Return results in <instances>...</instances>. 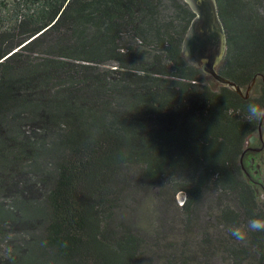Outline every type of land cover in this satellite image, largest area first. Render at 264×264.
I'll list each match as a JSON object with an SVG mask.
<instances>
[{
  "label": "trees",
  "instance_id": "1",
  "mask_svg": "<svg viewBox=\"0 0 264 264\" xmlns=\"http://www.w3.org/2000/svg\"><path fill=\"white\" fill-rule=\"evenodd\" d=\"M216 2L219 74L258 97L185 59L184 0H0V264H264V0Z\"/></svg>",
  "mask_w": 264,
  "mask_h": 264
},
{
  "label": "water",
  "instance_id": "2",
  "mask_svg": "<svg viewBox=\"0 0 264 264\" xmlns=\"http://www.w3.org/2000/svg\"><path fill=\"white\" fill-rule=\"evenodd\" d=\"M187 2L196 13V18L191 25L183 46L185 59L197 65L204 72H207L206 67L209 65L211 73L222 85L228 86L242 94V89L236 83L222 77L215 71V66L222 61L226 52V37L216 0H187ZM255 83L256 79L253 80L250 88ZM263 122L261 121V123ZM251 141H254L253 137Z\"/></svg>",
  "mask_w": 264,
  "mask_h": 264
},
{
  "label": "rangeland",
  "instance_id": "3",
  "mask_svg": "<svg viewBox=\"0 0 264 264\" xmlns=\"http://www.w3.org/2000/svg\"><path fill=\"white\" fill-rule=\"evenodd\" d=\"M223 61V59H222ZM222 61H220L215 68L219 71L222 65ZM204 74V79L206 80V82L214 89H218L220 86H222L221 82L214 76L208 74L207 72L202 71ZM256 85H254L252 88H250V86L246 89H242V95L247 96V98L250 97H258V95L260 94V90H257V88L255 87ZM260 136H262L263 140H264V126L257 130L252 136L254 138V142H256V145L258 144L259 140H260ZM251 138L248 140L247 145H246V149L248 147H250V143H251ZM252 154V150H248L246 151V155L244 156V158H242V164H243V169H244V173L246 178L251 181V182H255L254 185L256 186L260 198H261V204H264V160H259L256 161L254 164L251 162V157L250 155ZM260 165V166H258ZM259 170V174L256 175L255 174V170ZM262 173V174H261ZM249 174V175H248ZM253 175L252 177L250 176ZM177 200L179 202H185L186 201V194L185 193H179L177 196Z\"/></svg>",
  "mask_w": 264,
  "mask_h": 264
},
{
  "label": "clouds",
  "instance_id": "4",
  "mask_svg": "<svg viewBox=\"0 0 264 264\" xmlns=\"http://www.w3.org/2000/svg\"><path fill=\"white\" fill-rule=\"evenodd\" d=\"M247 118L249 120L264 121V105L258 103H249L247 105ZM248 231L264 232V218L254 217L248 221ZM231 235L239 241L247 239L248 231L243 226H233Z\"/></svg>",
  "mask_w": 264,
  "mask_h": 264
},
{
  "label": "flooded vegetation",
  "instance_id": "5",
  "mask_svg": "<svg viewBox=\"0 0 264 264\" xmlns=\"http://www.w3.org/2000/svg\"><path fill=\"white\" fill-rule=\"evenodd\" d=\"M200 54V53H198ZM192 58V57H191ZM206 71L208 74L214 76L212 73H211V67L209 65H207L206 67ZM215 71L217 74H219V71L215 68ZM252 150V154L250 155V159H251V162L254 164L256 161H259V160H264V140L262 138V136H260V140L258 142V144L256 145V142L254 141H251L250 143V147H248L244 154H243V157L246 155V151L248 150ZM260 166V165H258ZM255 174L258 175L259 174V170H255ZM262 174V173H261ZM249 175V174H248ZM250 176L252 177L253 175L250 174ZM253 178V177H252ZM254 182V181H253ZM255 183V182H254Z\"/></svg>",
  "mask_w": 264,
  "mask_h": 264
},
{
  "label": "crops",
  "instance_id": "6",
  "mask_svg": "<svg viewBox=\"0 0 264 264\" xmlns=\"http://www.w3.org/2000/svg\"><path fill=\"white\" fill-rule=\"evenodd\" d=\"M185 2H187V0H184ZM188 3V2H187ZM189 4V3H188ZM190 5V4H189Z\"/></svg>",
  "mask_w": 264,
  "mask_h": 264
},
{
  "label": "built area",
  "instance_id": "7",
  "mask_svg": "<svg viewBox=\"0 0 264 264\" xmlns=\"http://www.w3.org/2000/svg\"><path fill=\"white\" fill-rule=\"evenodd\" d=\"M181 203V202H180ZM184 202H182L181 204H183Z\"/></svg>",
  "mask_w": 264,
  "mask_h": 264
}]
</instances>
